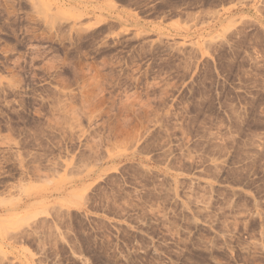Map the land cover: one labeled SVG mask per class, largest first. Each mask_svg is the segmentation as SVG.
I'll return each mask as SVG.
<instances>
[{
  "label": "rangeland",
  "instance_id": "1",
  "mask_svg": "<svg viewBox=\"0 0 264 264\" xmlns=\"http://www.w3.org/2000/svg\"><path fill=\"white\" fill-rule=\"evenodd\" d=\"M0 264H264V0H0Z\"/></svg>",
  "mask_w": 264,
  "mask_h": 264
}]
</instances>
